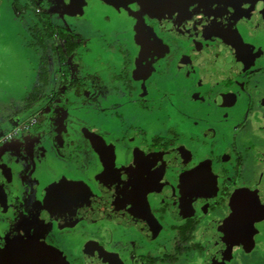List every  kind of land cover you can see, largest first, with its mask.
Wrapping results in <instances>:
<instances>
[{
    "label": "rangeland",
    "instance_id": "obj_1",
    "mask_svg": "<svg viewBox=\"0 0 264 264\" xmlns=\"http://www.w3.org/2000/svg\"><path fill=\"white\" fill-rule=\"evenodd\" d=\"M39 1L40 9L51 11L53 15L58 14L59 10L62 13L69 11L63 4V7L55 4L49 6L48 0ZM197 1L183 0L184 8L168 1L169 14L161 17L152 13L150 0H97L96 14L99 22H103L101 28L108 26L104 20L105 13L115 17L119 13H129L138 27L134 38L128 29L119 28L118 22L106 34L98 25H94L93 34L90 30L78 29L77 25L69 21L62 23L73 35L80 31L79 37L73 40L81 46L70 59L72 81L93 73L99 81L103 78L113 83L116 74L125 71H130L127 77L131 80L137 76L141 78L135 81L134 92L113 93L114 97H110L103 91H111V84L100 89L102 80L99 83L94 77L87 80L84 89H77L85 93L74 98L72 90L77 86L59 73L61 62L53 51V41L48 43L45 53L44 45L36 37L38 30L33 27V15L28 16L32 22L30 31L20 39L19 33H16L23 28V24L14 15L16 9L9 4V0H0V244L7 238L23 236L21 226L24 224L33 225L32 228L37 227L40 232L46 231L48 217L44 205L48 202V189L60 185L69 175L83 177L78 172L81 167L84 168L82 163L87 167L88 162H92L86 174H83L87 180L95 183L94 191L100 194L103 183L120 171L124 155L132 161L144 160L145 151L142 148L148 147L155 136L166 135L169 129L164 127L163 132L156 131L158 135L148 137L147 132L139 128L162 130L160 126L168 120L169 123H182L183 128L192 135L196 132L201 136L203 133L209 136L210 125L207 120L197 117L198 112L201 113L200 117H208L213 121L212 116L217 115L214 103H222L225 108L222 114L229 113L230 108L234 109L233 102L239 98L226 90L222 91L224 89L220 88L219 77L225 74L226 69L232 74L245 73V70L264 64V42L258 41L264 39V34L252 31L249 24L257 21L260 11L250 4L262 0H202L201 3L210 9L205 6L196 9L195 12L201 14L198 15L199 20L212 17L214 14L211 9L232 7L235 20H245L246 16V24L251 29L230 28L231 25H227L219 30L218 25L213 24L208 35L200 33L192 19H189L188 14L191 12L188 7ZM244 5L245 12L242 13L239 9ZM159 6L163 9L162 5ZM149 15L155 16V24L148 23ZM56 22L60 21L57 19ZM256 26L252 28L256 30ZM4 31L10 33L13 39H7ZM161 33L176 37L179 46L173 48L172 42H169L171 38L162 39ZM14 34L17 36L14 37ZM98 34H101L99 39L96 38ZM125 61L127 67L130 66L128 70ZM142 64L144 69L141 74L145 79L140 74ZM165 64L169 69L168 78H171L168 87L163 82L167 81ZM179 75L180 78H177ZM189 82L192 93L184 95L183 103L188 102L187 105L193 106L183 108L184 104L175 95V90L181 91L182 84ZM121 84L125 85L123 81ZM143 93L147 105L151 102L157 105L152 112L140 106L131 107V103L135 105L140 101ZM240 100L246 104V99ZM71 103L75 105V116H69L67 112ZM241 103L238 102L237 106H241ZM121 106L122 112L118 111ZM262 107L251 112L245 122L246 132L252 136L249 141H263L257 157L248 154L246 167L251 171L247 177L249 183L251 176L257 182L264 178V105ZM32 116L39 119L41 128L20 132L14 136L15 139L6 143L14 127ZM135 144L141 150L132 149ZM71 171L77 173L69 174ZM59 175H62L61 180H58ZM57 237V243L63 250L66 249L62 236ZM237 249L243 250L239 246ZM245 251V264H264V236L252 240L245 246ZM66 256L77 260L71 250ZM205 263L203 259L202 264Z\"/></svg>",
    "mask_w": 264,
    "mask_h": 264
},
{
    "label": "flooded vegetation",
    "instance_id": "obj_2",
    "mask_svg": "<svg viewBox=\"0 0 264 264\" xmlns=\"http://www.w3.org/2000/svg\"><path fill=\"white\" fill-rule=\"evenodd\" d=\"M168 1H172L174 5H182L184 8L183 0H150V8L153 11L155 9V12L152 11V13L161 17H164V14L165 16L169 14ZM46 2L49 6H54L55 4L63 7L64 5L69 11L62 13L59 10L58 14L53 15L51 11H42L40 9L39 0H9V4L11 3L12 7L16 9L15 17L20 20L21 25L23 24V28H20L16 34L19 33L20 39H22V36L27 35V31H30V25L32 24L28 16L33 15L35 19L33 27L38 30L36 37L41 45H44L45 53L48 51V43L52 41L53 51L57 54V49L63 46L65 48V45L70 43L78 45L77 50L71 56L78 51L81 45L73 40L79 37L80 31L78 30L77 34L73 35L71 30L65 27L68 21L77 25L78 29L82 31L85 29L90 30L93 34L95 33L94 25L102 27L101 24L103 22H99L96 14L95 3L97 0H78L75 5L71 3V0H48ZM201 2L202 0H198L196 3L192 2L191 7H188L191 12L188 14L189 19H192L191 21L196 25V29L200 33L203 32L208 35L210 28H212L210 25L217 24L219 30L227 25H231L230 28L238 27L244 30L245 27L249 28L251 26L252 31L256 33L263 32L261 34H264L263 0L262 2L255 1L250 4L256 6L255 10L257 8L260 10L257 21L254 24L249 23L250 26L246 24L248 22L246 16L245 20H235L233 16L234 8L232 7L211 9L213 10L212 14H214L212 17L199 20L198 15L201 14L195 12V10L205 6ZM159 5H162L163 9ZM205 7L209 8L208 6ZM239 11L245 12V5L240 7ZM154 17L148 16L149 24H155L153 22ZM57 19L60 21L59 23L56 22ZM104 20L108 23V26L101 28V31H104L105 34L112 30L113 28L111 27L118 22L119 28L128 29L132 38H134L135 30L138 27L135 24L136 22L131 19L129 13H119L116 17L105 13ZM38 24L42 26L41 29ZM256 24V30H254L255 28L253 29L252 27ZM50 26L66 31V37H62L58 33L52 37L50 35ZM89 27L92 29H89ZM250 28L249 30H251ZM101 31L98 32L101 33ZM16 34H14V37L17 36ZM101 34L104 35L103 33ZM101 34L96 35V38L99 39ZM160 35L162 39L171 38L169 40L172 41H168L172 42L173 48L179 46V41L176 37L172 35L166 36L165 33ZM5 36L7 39L12 38L10 33L5 32ZM247 37L245 36V38ZM258 41L264 42V39ZM71 56L61 63L59 71L69 81H72L70 74ZM134 58L137 60L136 54ZM219 62L224 61L219 60ZM233 62H236V60H233ZM125 64L126 69L130 67H127L126 61ZM165 66L168 70L166 73L167 81L163 82H166L165 86L168 87L171 78H168V65L165 64ZM140 68H142L140 70L141 74L144 69L143 64ZM224 71L225 74L219 77L221 79L220 88L224 89L222 91L226 90L228 93L236 95L239 99L233 102L234 109L230 108L231 112L228 111L229 113L224 114L222 113L225 108L222 107V103H214L217 107L215 109L217 115L212 116L213 121L208 117H200L201 113L198 112L197 117L207 120L210 125L208 126L211 130L209 136L204 135L205 133L201 136L196 132L192 135L188 132L189 130L183 128L182 123H174L173 121L169 123L168 120L164 119L165 122L160 126L163 127L162 130H157V128H139L140 131L144 130V132H147L148 137L153 134L158 135L156 131L163 132L164 127L169 129L166 135L155 136L152 142L148 143V147L142 148L145 151L144 160L136 162V160L132 161L124 155L120 171L113 178H109L107 182L103 183V190L100 194L94 191L95 183L87 180L84 175L92 162H88L87 167L82 163L84 168L81 167L78 172H81L83 177L69 175L61 183L62 185L66 183H85L98 196H104L110 188L133 191L135 195L138 194L137 196H140V214L139 212L137 214L139 222L128 224L121 221L119 217L117 219L85 216L75 222L66 223L74 217L72 215H61L62 217H59L50 208L48 200L45 204L48 205L45 207L48 217L46 231L40 232L37 227L36 229L32 228L33 225H22L21 231L26 235L5 239L0 244L2 245L0 247V257L14 242L38 240L47 247L54 248L56 250V258L62 264H196L197 261L202 264L203 259L207 262L205 264H245V246L252 240L264 236V221L256 220L253 217L252 227L245 225L243 228L237 221H232L231 224L226 222L231 220L233 212L232 200L237 191L238 193L240 191L244 193L257 192V195L256 193H252V195H256L255 199L264 205V178L257 182L251 176L249 183L247 177L251 175L249 174L251 171L246 167L249 161L248 154L252 153L253 157H257L263 141H259V143L249 141L252 136H248L246 132L247 126H245L250 113L262 109L264 105V64L245 70V73L232 74L227 69ZM125 72L116 74L112 80L113 83H109L103 78L101 82L93 73H88L87 76L72 81V84L77 86L72 90L74 98L81 97L80 95L85 93L83 90L77 89H84L85 85L87 86V80L94 79V77L95 80L102 83V86L99 87L100 89L106 88L111 84V91H103L110 97L114 95L113 93L134 92V83L141 78L137 76V78L131 80L130 77H127L131 74L130 71ZM124 76L127 78H123ZM141 77L145 79L142 74ZM177 78H180V75ZM122 81L125 85L121 84ZM157 82L159 83L160 81ZM163 82L161 81L162 85ZM156 85L158 84L156 83ZM189 85H191L190 82L189 84H182L181 91L175 90L177 92L175 95L182 100V104H184V95L192 93V86ZM74 86L71 85V87ZM172 92L174 91L172 90ZM240 98L246 99V104L244 101L241 103ZM146 102L148 101L145 100V94L143 93L140 101H137L135 105L131 103V107H144L150 112L157 107L154 102L148 105ZM238 102L241 103V106L240 104L237 106ZM187 103L182 105L183 108L193 106L187 105ZM73 106L75 107L72 103L68 105L67 110L69 111L67 112L69 116H75ZM122 106L124 107L125 103ZM122 106L119 107L118 111L122 112ZM34 128H41L40 121L36 116L23 119L10 132L5 142L15 139L14 136L20 132H29ZM204 136L207 139L202 141L201 139L205 138ZM104 146L106 148L105 144ZM138 147L135 144V148L132 149L141 150ZM131 151H128V153H132ZM76 173L71 171L69 174ZM190 173H196L199 178L195 183L190 182ZM61 179L62 175H59L58 180ZM235 203L233 201V206ZM261 214L260 209L257 208L255 216ZM253 228L256 229V232L249 235V233L253 232ZM57 235L62 236L61 238L65 241L64 245L68 251L66 249L63 250L61 245L57 243ZM236 239H240L242 242L235 243ZM237 246L243 250H238ZM69 250L72 251L74 258L77 260L74 259V261L71 257L66 256Z\"/></svg>",
    "mask_w": 264,
    "mask_h": 264
},
{
    "label": "water",
    "instance_id": "obj_3",
    "mask_svg": "<svg viewBox=\"0 0 264 264\" xmlns=\"http://www.w3.org/2000/svg\"><path fill=\"white\" fill-rule=\"evenodd\" d=\"M64 185L77 186L78 191L81 193V196L70 206L58 205L56 203L50 204V208L59 217L64 215H72L74 217L66 223L75 222L77 219L85 216L117 219L119 217L121 221L128 224L139 222L137 214L140 208V196H137L138 194L135 195L133 191L110 188L104 196H98L85 183H66ZM39 243L44 244L42 242ZM47 248L51 249L52 255L56 257V250L50 247ZM39 258L29 242L18 241L11 244L0 257V264H33Z\"/></svg>",
    "mask_w": 264,
    "mask_h": 264
},
{
    "label": "snow or ice",
    "instance_id": "obj_4",
    "mask_svg": "<svg viewBox=\"0 0 264 264\" xmlns=\"http://www.w3.org/2000/svg\"><path fill=\"white\" fill-rule=\"evenodd\" d=\"M71 3L75 5L76 0H71ZM151 71H149V75ZM199 171V170H197ZM199 178L196 176V173H190L189 180L192 183H195ZM250 192L244 193L243 191H238L235 193L232 200L233 212L231 215V220L227 221V224H231L232 221H237L243 228V226L252 227V218L256 220L264 221V205L260 204L259 200L255 199L256 195H252ZM81 196V193L78 191L77 186L74 185H55L52 188L48 189V200L49 204L56 203L58 205L70 206L77 198ZM233 201L235 205L233 206ZM48 205H44L47 207ZM259 208L261 215L255 216L256 209ZM256 232V229L253 228V232L249 233L252 235ZM235 243H241L240 239H236ZM31 246L36 251V254L39 259L33 262V264H62V262L52 255V250L47 248L44 244L39 243V241L29 242ZM2 247V245H0Z\"/></svg>",
    "mask_w": 264,
    "mask_h": 264
},
{
    "label": "trees",
    "instance_id": "obj_5",
    "mask_svg": "<svg viewBox=\"0 0 264 264\" xmlns=\"http://www.w3.org/2000/svg\"><path fill=\"white\" fill-rule=\"evenodd\" d=\"M50 27H51L50 35L52 37H54V35L56 33H58L62 37H66V35H67L66 34V31H64V30L61 31L59 28H56V27L55 28L52 27V26H50ZM77 48H78V45L73 44V43H70L68 45H65V48L63 46V47L57 49V52L59 54V58H60L61 63H63L64 61H66L69 58V56H71L77 50Z\"/></svg>",
    "mask_w": 264,
    "mask_h": 264
}]
</instances>
